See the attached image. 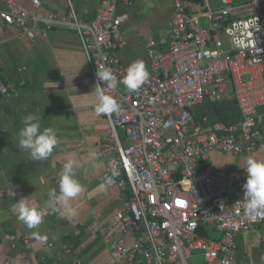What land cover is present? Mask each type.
Masks as SVG:
<instances>
[{
	"label": "built area",
	"instance_id": "2783aa9c",
	"mask_svg": "<svg viewBox=\"0 0 264 264\" xmlns=\"http://www.w3.org/2000/svg\"><path fill=\"white\" fill-rule=\"evenodd\" d=\"M29 1L33 14L16 0H5L0 22L30 38L54 25L74 30L95 86L100 83L121 108L104 115L108 128L97 143L98 155L105 160L103 183L111 178L108 189L127 192L123 211L111 220L117 236L112 260L191 264L200 257L203 264H244L235 257L236 238L260 228L264 243V210L247 214L239 203L246 172L236 177L217 169L209 164V156L256 155L264 147L259 113H264V0H215L217 5L210 0H171L166 49L155 50L154 42L148 45L149 79L132 93L118 88L129 66L118 56L126 45L121 26L129 17L118 7L130 6L128 0H101L88 21L72 7L62 19L43 16L41 1ZM197 7L203 9L200 15L193 12ZM200 17L208 19L207 28L199 26ZM220 35L227 38L226 50ZM106 67L117 77L116 89L97 80V70ZM228 92L234 95L240 122L211 124L194 117L193 109L207 100L221 103ZM8 93L0 78V101ZM21 239L28 247L27 237ZM14 240L6 234L0 243Z\"/></svg>",
	"mask_w": 264,
	"mask_h": 264
},
{
	"label": "crops",
	"instance_id": "0c3cea01",
	"mask_svg": "<svg viewBox=\"0 0 264 264\" xmlns=\"http://www.w3.org/2000/svg\"><path fill=\"white\" fill-rule=\"evenodd\" d=\"M16 1L27 13H34L29 0ZM40 1L39 12L43 16L62 19L72 7L79 18L88 21L94 18L101 0ZM128 1L130 6L118 7L129 17L121 26L126 45L118 56L128 65L142 60L149 69L148 45L154 42L155 50L166 49L172 2ZM210 1L217 5L215 0ZM4 2L0 0V8L5 7ZM28 27L33 29L34 25L29 22ZM0 78L9 89L0 101V238L6 234L15 236L14 242L0 243V264H125L111 258L117 240L111 220L123 211L127 192L107 188L91 199L87 195L103 183V158L97 161L99 168L86 166L77 171L76 178L85 192L72 202L77 208L75 217L66 218L59 211L49 212L38 229L30 230L12 211L13 204L21 198H30L33 207H43L49 190L58 191L63 163L72 154L82 160H87L92 152L98 154V140L108 128L105 116L94 114L93 97L85 95L91 93L95 84L75 31L54 25L43 35L30 38L18 27L0 22ZM191 112L196 119L205 117L211 124L238 123L242 118L232 92L221 103L207 100ZM29 113L41 117L42 128L50 127L56 132L58 144L48 160L33 161L19 146L22 117ZM259 113L264 132L263 110L259 109ZM247 156L212 152L209 164L239 177L245 172ZM255 157L264 160V147ZM41 178L45 183L40 182ZM10 186L16 193L14 197L9 194ZM35 232L47 239L41 241ZM23 236L28 239V247L22 242ZM236 249L238 262L264 263L260 228L239 233Z\"/></svg>",
	"mask_w": 264,
	"mask_h": 264
},
{
	"label": "clouds",
	"instance_id": "9594fccd",
	"mask_svg": "<svg viewBox=\"0 0 264 264\" xmlns=\"http://www.w3.org/2000/svg\"><path fill=\"white\" fill-rule=\"evenodd\" d=\"M149 72L142 60L133 61L127 68L125 75L120 80L125 89L129 92L138 91L142 85L149 79ZM96 77L102 84L107 83L108 89L117 88V77L113 74L111 68L97 70ZM92 96V104L94 114L99 117L102 115H111L119 113L120 105L110 95L105 94L103 86L97 83L90 94ZM73 108L75 105H72ZM41 117L36 113H29L22 117L23 127L18 134V143L20 148L28 152L29 158L33 161H45L52 155L54 148L58 144L56 132L53 128H42L40 123ZM99 155L92 152L87 160L78 158L75 154L63 163L59 172V185L57 189H51L48 192V200L41 208L33 207L30 198H21L12 206L13 213L18 220L30 230L38 229L42 224L45 215L49 212L59 211L66 218L75 217L77 208L73 206V201L85 192V188L80 184L77 177V171L80 168L89 166L97 169L101 165L97 162ZM246 182L243 185V199L241 204L247 214L258 213L264 210V160L257 159L255 155L245 157ZM115 175V173H113ZM41 183H45L41 178ZM112 183V179L108 178L105 183H101L97 188L87 193L88 198H93L98 192L107 190V186ZM9 194L14 197L15 191L9 187ZM34 235L38 236L41 241L47 237L39 236L38 232Z\"/></svg>",
	"mask_w": 264,
	"mask_h": 264
},
{
	"label": "rangeland",
	"instance_id": "374dc122",
	"mask_svg": "<svg viewBox=\"0 0 264 264\" xmlns=\"http://www.w3.org/2000/svg\"><path fill=\"white\" fill-rule=\"evenodd\" d=\"M261 5H262V11L264 13V1L261 3ZM193 12L200 15L203 12V9L201 7H197L195 10H193ZM199 26L207 28L209 26L208 19L206 17H200ZM220 40L222 41V49L223 50L228 49L227 38L224 35H220ZM118 88L121 91L126 90L124 86H118ZM119 133L121 134V131H119ZM190 263L191 264H203V260L200 257H196V258H194V260H191Z\"/></svg>",
	"mask_w": 264,
	"mask_h": 264
},
{
	"label": "trees",
	"instance_id": "16d2710c",
	"mask_svg": "<svg viewBox=\"0 0 264 264\" xmlns=\"http://www.w3.org/2000/svg\"><path fill=\"white\" fill-rule=\"evenodd\" d=\"M184 2H193V3H200V0H184ZM205 235L206 233H201Z\"/></svg>",
	"mask_w": 264,
	"mask_h": 264
}]
</instances>
